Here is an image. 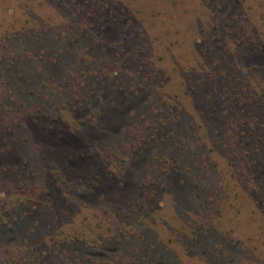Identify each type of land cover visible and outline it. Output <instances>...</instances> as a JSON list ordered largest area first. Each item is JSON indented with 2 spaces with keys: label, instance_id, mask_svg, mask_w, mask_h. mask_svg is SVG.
<instances>
[{
  "label": "rangeland",
  "instance_id": "obj_1",
  "mask_svg": "<svg viewBox=\"0 0 264 264\" xmlns=\"http://www.w3.org/2000/svg\"><path fill=\"white\" fill-rule=\"evenodd\" d=\"M0 264H264V0H0Z\"/></svg>",
  "mask_w": 264,
  "mask_h": 264
},
{
  "label": "trees",
  "instance_id": "obj_2",
  "mask_svg": "<svg viewBox=\"0 0 264 264\" xmlns=\"http://www.w3.org/2000/svg\"><path fill=\"white\" fill-rule=\"evenodd\" d=\"M167 162H168L169 165L172 164V166H173V164L175 163L174 160H170V159H169Z\"/></svg>",
  "mask_w": 264,
  "mask_h": 264
}]
</instances>
